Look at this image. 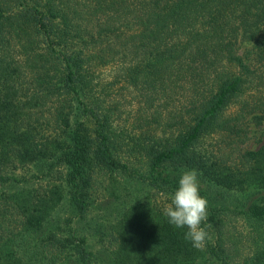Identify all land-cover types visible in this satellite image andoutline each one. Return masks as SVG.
I'll return each mask as SVG.
<instances>
[{"label": "trees", "instance_id": "1", "mask_svg": "<svg viewBox=\"0 0 264 264\" xmlns=\"http://www.w3.org/2000/svg\"><path fill=\"white\" fill-rule=\"evenodd\" d=\"M263 119L264 0H0V264H264Z\"/></svg>", "mask_w": 264, "mask_h": 264}, {"label": "clouds", "instance_id": "2", "mask_svg": "<svg viewBox=\"0 0 264 264\" xmlns=\"http://www.w3.org/2000/svg\"><path fill=\"white\" fill-rule=\"evenodd\" d=\"M199 173L195 169L182 172L178 187L164 214L168 223L177 229H186L184 239L193 248L203 251L211 236L202 224L207 221L209 201L200 195Z\"/></svg>", "mask_w": 264, "mask_h": 264}, {"label": "rangeland", "instance_id": "3", "mask_svg": "<svg viewBox=\"0 0 264 264\" xmlns=\"http://www.w3.org/2000/svg\"><path fill=\"white\" fill-rule=\"evenodd\" d=\"M104 77L106 78L107 74H103ZM120 93H124V92H120ZM135 110V106L133 103H131V105H128L127 103H125V108L124 111L125 113L127 111H131L130 113H133ZM123 117H121V119L118 120V124H116V128L122 132V131H128V132H138V131H143L139 130L137 128L138 125H140L141 121H138L139 124L137 123V125H135V122H133V120L131 119V117H127L126 121H125V125L124 128L122 127L123 123H122ZM134 126V127H133ZM137 128V130H136ZM250 133L248 134L247 138L245 139V143L243 145V148L248 149V150H254L255 148H257V146L264 141V119L261 121L260 125L258 126H254L253 124H250Z\"/></svg>", "mask_w": 264, "mask_h": 264}]
</instances>
